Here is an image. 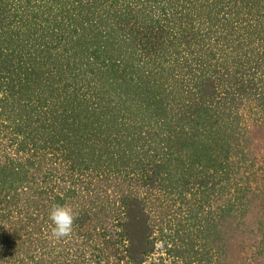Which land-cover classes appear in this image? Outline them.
<instances>
[{"label":"trees","instance_id":"trees-1","mask_svg":"<svg viewBox=\"0 0 264 264\" xmlns=\"http://www.w3.org/2000/svg\"><path fill=\"white\" fill-rule=\"evenodd\" d=\"M226 234L264 264V0H0V264H226Z\"/></svg>","mask_w":264,"mask_h":264},{"label":"rangeland","instance_id":"rangeland-1","mask_svg":"<svg viewBox=\"0 0 264 264\" xmlns=\"http://www.w3.org/2000/svg\"><path fill=\"white\" fill-rule=\"evenodd\" d=\"M255 137L261 139V133H256ZM254 212L255 210L250 211V213L247 214V217L243 220L248 227L255 225L257 217ZM221 245L224 247L226 264H249L250 261H252V257L254 256L253 251L249 248V245L246 246L247 250L245 251L244 244H242L241 247V242L238 241L237 237H232L230 234H226Z\"/></svg>","mask_w":264,"mask_h":264},{"label":"clouds","instance_id":"clouds-1","mask_svg":"<svg viewBox=\"0 0 264 264\" xmlns=\"http://www.w3.org/2000/svg\"><path fill=\"white\" fill-rule=\"evenodd\" d=\"M51 222L50 236L53 239L61 240L71 235L76 218L75 211L68 204H53L49 211Z\"/></svg>","mask_w":264,"mask_h":264}]
</instances>
